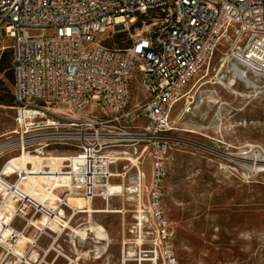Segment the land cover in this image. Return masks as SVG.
<instances>
[{"label": "built area", "instance_id": "obj_1", "mask_svg": "<svg viewBox=\"0 0 264 264\" xmlns=\"http://www.w3.org/2000/svg\"><path fill=\"white\" fill-rule=\"evenodd\" d=\"M139 15L146 33L126 49L106 44ZM0 32L11 39L17 122L0 143V209L13 202L0 222V264L56 245L69 229L56 218L79 213L70 198L106 194L132 202L126 261L178 264L164 209L172 111L219 45L226 61L264 75V0H0ZM135 81L146 101L129 108ZM31 145L41 153L27 157Z\"/></svg>", "mask_w": 264, "mask_h": 264}, {"label": "rangeland", "instance_id": "obj_2", "mask_svg": "<svg viewBox=\"0 0 264 264\" xmlns=\"http://www.w3.org/2000/svg\"><path fill=\"white\" fill-rule=\"evenodd\" d=\"M149 28L150 21L137 19L129 28L111 32L106 43L118 47ZM10 45V37L0 32V57ZM225 48L219 45L187 85L184 94L188 95L172 111L164 209L178 264H264V166L253 167L247 162L253 156L247 152L248 144L256 146L258 158L264 161V75L226 61ZM235 68L245 72L253 85L236 78V85L228 87ZM0 78L4 76L0 74ZM138 84L135 81L129 108L146 101ZM188 101L192 103L188 105ZM186 106L190 110L183 112ZM13 114L7 109L0 112V143L17 127L11 123ZM143 171L145 183L150 185V162ZM109 201L111 208L125 204L126 209L94 214V221L104 226L111 239L104 254L96 257L94 249L100 245L77 238L79 233L74 228L79 231V225L88 220L86 213H78L72 228L56 243V250L48 254L49 264H122L124 245L119 242L124 222L126 235L133 237L132 202L124 196L109 197ZM94 205L104 208L106 203L95 198ZM80 229L87 232L86 225ZM48 242L43 238L41 245L45 247ZM26 249L27 245L21 244L19 250ZM35 252L39 260L42 252Z\"/></svg>", "mask_w": 264, "mask_h": 264}, {"label": "bare ground", "instance_id": "obj_3", "mask_svg": "<svg viewBox=\"0 0 264 264\" xmlns=\"http://www.w3.org/2000/svg\"><path fill=\"white\" fill-rule=\"evenodd\" d=\"M132 22H134V20H132ZM236 78L242 79V81L246 82L249 86L253 85V83L250 81L249 78H247L245 76V72L241 71L238 68H235L234 74L232 75V77L229 79V83L227 84L228 87L233 88L236 85ZM219 84H222L221 82H219ZM232 92L235 95H240L236 90H232ZM188 94H184L182 96V99H184ZM192 102L188 101V105L191 104ZM10 110V112H12L13 110L11 109V107H7V106H1L0 105V112L1 110ZM190 109L188 108V106L185 107V109L183 110V112H188ZM11 123H16V120H14V118H11ZM14 129V128H13ZM17 130H11L9 132H7V134L10 133H15ZM247 147H249V151L253 154L252 158L247 159V162L250 163L253 167H256L258 165L260 166H264V161L259 159L257 156V152H256V146L252 145V144H248ZM31 152H35V153H41L39 151V148L37 147V145H31L30 147H24V153L26 154L27 157H34L33 154H31ZM38 155V154H37ZM120 155L119 153L116 154H111L112 157ZM16 165H18L16 163V161L13 159L10 162H8L6 164V166L4 167L3 171L4 173L10 174L12 173V171L17 167ZM144 173V172H143ZM40 180L42 181H46V179L44 178H40ZM227 188H224V191H227ZM101 199H103L106 203V206H104V208H97L94 205V199L95 198H85L83 199L82 197H79V199H73L70 198L69 199V204L71 206H74V202L75 201H79V213H86L88 220L84 223L79 225V231L75 230L74 231L76 233H79V241H84V242H89V243H94L96 245H100L97 246L94 251H97V256L98 258H100L104 252L106 251L107 248V244L109 242H111L109 233L107 232V230L104 228V226H102L101 224L97 223L94 221V214L96 213H106V212H118V213H122L124 212L126 209V205L123 204L122 206H120L119 208H111L110 206V201H109V197L106 194L104 197H99ZM7 200V199H6ZM53 203V202H52ZM12 206H13V202L11 199H8L7 201H5L4 207L2 209H0V222L5 221L8 222L10 221V217L12 215ZM63 215V212H61ZM74 219V216L71 217L69 220L64 219L62 216H58L56 218V225L64 228H72V221ZM82 225H86L87 227V232H82L80 227ZM126 222H124L123 224V232L124 235L122 236V240H120L119 243L123 244V261L122 264H126V258L128 256L133 257L134 254V249H133V244H134V239L133 238H129L126 235ZM130 245V246H129ZM54 249L56 250V245L54 244L53 246H51L49 248V250ZM48 249H44L41 250V252L43 253V257L41 258L40 261H37L36 263L33 262V258L35 257L34 254L36 255V252H30L29 256V260L27 258L23 259L21 262L22 264H49L47 261V257H48ZM5 251L8 253H13L14 255H19L18 252H16L13 249H9V248H5ZM44 251V252H43ZM87 254V253H85ZM31 257H33L31 259ZM71 261V260H70ZM72 262V261H71Z\"/></svg>", "mask_w": 264, "mask_h": 264}, {"label": "trees", "instance_id": "obj_4", "mask_svg": "<svg viewBox=\"0 0 264 264\" xmlns=\"http://www.w3.org/2000/svg\"><path fill=\"white\" fill-rule=\"evenodd\" d=\"M144 19V16L139 15L138 20ZM119 32V31H118ZM121 35H125L124 30H121ZM120 42V39H117V43ZM107 44V43H106ZM132 44L131 39H127L126 42L116 48L126 49ZM108 45V44H107ZM109 47H112L108 45ZM0 74L4 78H0V105L11 107L15 105V98L11 89V85L14 83V73L12 67V50L10 48L3 51L0 57Z\"/></svg>", "mask_w": 264, "mask_h": 264}]
</instances>
